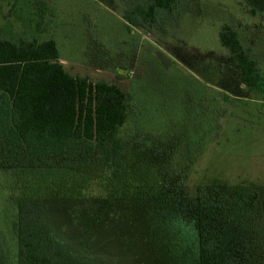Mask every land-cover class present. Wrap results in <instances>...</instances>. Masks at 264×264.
I'll return each instance as SVG.
<instances>
[{
  "label": "rangeland",
  "instance_id": "obj_1",
  "mask_svg": "<svg viewBox=\"0 0 264 264\" xmlns=\"http://www.w3.org/2000/svg\"><path fill=\"white\" fill-rule=\"evenodd\" d=\"M136 1L0 0V39L53 38L71 74L115 83L130 98L118 133L123 157L96 154L101 163L93 170L102 176L81 182L82 171L92 169L84 158L50 167L26 153L11 165L1 157L0 250L7 264H21L15 226L22 218L80 243L85 211L74 209L80 200L98 203L120 168L155 178L186 200L202 187L244 200L251 211L241 215L237 242L228 233L222 259L264 264V12L251 13L245 0H179L176 15L147 26L125 18ZM224 25L257 59L260 88L247 87L231 62L219 38Z\"/></svg>",
  "mask_w": 264,
  "mask_h": 264
},
{
  "label": "trees",
  "instance_id": "obj_2",
  "mask_svg": "<svg viewBox=\"0 0 264 264\" xmlns=\"http://www.w3.org/2000/svg\"><path fill=\"white\" fill-rule=\"evenodd\" d=\"M245 1L251 13L264 12V0ZM178 2L137 0L125 18L153 26L164 13L176 15ZM219 38L242 81L260 88L259 63L238 32L224 25ZM129 99L115 83L71 74L53 38L0 39V159L6 165L19 153L50 167L84 158L92 169L82 171L80 181L88 182L91 174L99 175L93 170L101 163L96 154L114 162L123 157L118 133L128 119ZM129 169L111 172L102 205L80 200L74 210L85 211L86 232L78 244L42 220L22 218L15 226L21 264H235L222 259L221 246L231 232L238 241L241 215L251 211L244 200L205 187L186 200ZM0 264H7L3 250Z\"/></svg>",
  "mask_w": 264,
  "mask_h": 264
}]
</instances>
